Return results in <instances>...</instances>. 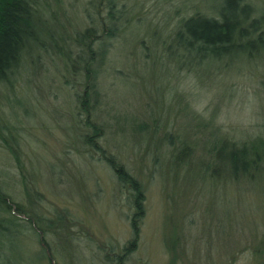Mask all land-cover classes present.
<instances>
[{
	"label": "rangeland",
	"instance_id": "obj_1",
	"mask_svg": "<svg viewBox=\"0 0 264 264\" xmlns=\"http://www.w3.org/2000/svg\"><path fill=\"white\" fill-rule=\"evenodd\" d=\"M248 1L264 12V0ZM49 2L72 32L86 29L95 14L92 0ZM219 3L120 0L129 20L100 70L91 115L101 130L92 140L105 156L118 159L145 194L140 239L126 264H264L262 177L250 187H208L191 183L185 173L170 174L165 164L154 165L155 153L171 158V143L191 146L193 167L214 138L231 143L264 138V57L196 70L180 66L173 54L180 21L212 13ZM60 83L63 78L51 77L50 87L36 83L27 96L17 86L26 107L0 98V117H8L20 142L14 151L0 138V180L15 198L28 190L39 195L36 211L56 227L46 242L57 264H116L133 240V193L119 186L103 154L79 139L80 132L89 134L80 128L86 114ZM154 133L152 139L148 134Z\"/></svg>",
	"mask_w": 264,
	"mask_h": 264
},
{
	"label": "trees",
	"instance_id": "obj_2",
	"mask_svg": "<svg viewBox=\"0 0 264 264\" xmlns=\"http://www.w3.org/2000/svg\"><path fill=\"white\" fill-rule=\"evenodd\" d=\"M90 6L95 14L89 26L83 31L72 32L59 22L49 0H0V98L5 95L8 103L12 101L13 105L26 107L23 100L17 97V86L27 96L31 94L28 88H34L36 83L43 86L44 83L49 84L51 77L63 78L61 89L69 91L74 97V104L86 114L85 127L80 123V128L86 129L89 134L80 132L79 139L103 154L119 186L133 193V240L123 247L116 263L126 264L130 250L140 239L146 212L145 194L142 185L118 159L105 156L97 141L92 140L101 135L100 128L92 122L95 113L92 114V110L98 95L96 89L100 70L129 19L120 0H92ZM172 43L179 65L191 69H210L231 62L262 61L264 12L257 11L248 0H220L212 13L197 12L181 20ZM1 115L0 138L8 149L16 151L20 145L19 134L15 126L7 123L8 117ZM5 123L8 125L6 130L2 129ZM74 124L78 128L76 119ZM6 133L11 135V141ZM148 135L155 139L157 133ZM250 140L231 143L230 139L221 141L214 138L207 142L200 164L193 167L190 166L191 146L183 144L176 147L171 143V158L155 153L154 165L161 167L165 164L170 174L175 172L172 174L179 177V173H185L184 177L191 183L202 182L208 187L223 185L227 188L230 184L243 183L250 187L262 177L260 185L264 182V138ZM8 188L7 183L0 180V264H57L53 259L56 252L46 242L47 232H55L53 229L56 227L36 211L41 201L39 195H32L28 190L23 192L24 198H15ZM57 220L60 221L61 217ZM66 237L71 244V237ZM51 238L55 241L56 235L52 234ZM30 254L32 260L28 258Z\"/></svg>",
	"mask_w": 264,
	"mask_h": 264
}]
</instances>
